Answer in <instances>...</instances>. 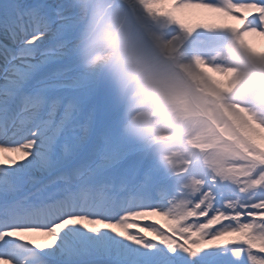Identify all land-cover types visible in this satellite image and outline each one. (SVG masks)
Instances as JSON below:
<instances>
[{
	"label": "snow or ice",
	"instance_id": "snow-or-ice-1",
	"mask_svg": "<svg viewBox=\"0 0 264 264\" xmlns=\"http://www.w3.org/2000/svg\"><path fill=\"white\" fill-rule=\"evenodd\" d=\"M112 7L193 94L166 165L77 63L87 0H0V264H264V0Z\"/></svg>",
	"mask_w": 264,
	"mask_h": 264
},
{
	"label": "clouds",
	"instance_id": "clouds-1",
	"mask_svg": "<svg viewBox=\"0 0 264 264\" xmlns=\"http://www.w3.org/2000/svg\"><path fill=\"white\" fill-rule=\"evenodd\" d=\"M119 3L87 0L75 57L82 71L102 81L120 102L125 135L151 148L166 165L164 156L175 142L161 137L172 134L171 125L180 123L177 117L192 105L193 94L178 64L112 7Z\"/></svg>",
	"mask_w": 264,
	"mask_h": 264
},
{
	"label": "rangeland",
	"instance_id": "rangeland-1",
	"mask_svg": "<svg viewBox=\"0 0 264 264\" xmlns=\"http://www.w3.org/2000/svg\"><path fill=\"white\" fill-rule=\"evenodd\" d=\"M252 42H253V44H254L255 46H258V47H259L260 44H261L260 38H254ZM103 115H104V113H103V111H102V112H101V117H102V118H103ZM153 219L159 221V223H157L155 226L158 227V228H160L161 230H164L163 227H161V226L163 225L164 221H163L161 218H159V217H154ZM149 222H150V221H149Z\"/></svg>",
	"mask_w": 264,
	"mask_h": 264
}]
</instances>
